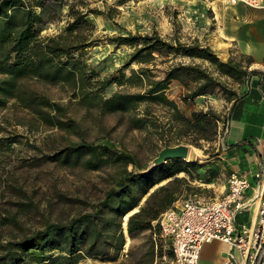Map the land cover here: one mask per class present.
Segmentation results:
<instances>
[{
    "label": "trees",
    "instance_id": "1",
    "mask_svg": "<svg viewBox=\"0 0 264 264\" xmlns=\"http://www.w3.org/2000/svg\"><path fill=\"white\" fill-rule=\"evenodd\" d=\"M102 3L99 9L92 7V0H0V109L12 101L35 123L76 133L77 124L66 118L65 107L27 89L22 81L71 84L79 104L95 108L101 116H127L130 131L154 137L161 148L214 142L218 124L224 129L228 116L211 109L185 115L166 92L176 83L183 90V104L220 94L232 106L242 93L229 88L225 80L240 89L247 85L257 73L249 70L252 59L240 55L242 60L222 61L209 46L197 41L165 39L155 31L126 32L106 37L114 50H130L119 75L99 78L86 59L88 50L100 41L93 36L96 28L91 19L102 17L111 22L119 14ZM61 20L64 24L58 34L41 35L47 26ZM133 65L138 68L132 69ZM127 69L128 75L124 72ZM111 85L139 91L105 96ZM157 109H161L159 114ZM7 142L5 148L10 149L15 140ZM50 159L63 167L92 172L113 169V183L90 212L65 222H47L39 230L6 242L0 247V264H79L84 259L115 263L122 254L125 236L131 242L141 239L134 264H171L172 250L160 237L158 219L188 193L186 177L193 179L203 165L170 160L146 172L148 163L141 166L135 154L84 140L68 144ZM180 174L185 177H177ZM210 174L215 177L217 170Z\"/></svg>",
    "mask_w": 264,
    "mask_h": 264
},
{
    "label": "rangeland",
    "instance_id": "2",
    "mask_svg": "<svg viewBox=\"0 0 264 264\" xmlns=\"http://www.w3.org/2000/svg\"><path fill=\"white\" fill-rule=\"evenodd\" d=\"M102 1L108 7L116 9L119 14L111 22L103 20L102 17L91 19L96 28L93 36L100 41L96 47L88 50L86 59L99 78L119 75V69L130 51L126 47L114 50L106 37L126 32L147 34L155 31L162 38L176 37L183 43L197 41L209 47L216 44V26L212 20L213 10L218 16L213 3L215 0H92V7L102 9ZM63 24L64 21L61 20L49 25L41 35H56ZM231 58L235 61L242 60L240 55ZM131 68L138 67L133 65ZM124 72L128 75L129 69ZM225 82L229 88L241 92L237 84L230 80ZM22 84L65 107L66 118L75 121L77 132L39 125L28 112L21 110L12 101L0 109V139L3 145L0 147V247L8 241L18 240L25 234L41 229L47 222H65L78 214L90 212L112 185L113 169L92 172L83 167H63L50 159L68 144L84 140L113 146L135 154L141 166H145L157 155V150L161 149L154 137L148 138L130 131L127 128V116H101L95 108L88 109L87 106L79 104L78 99L73 98L76 90L71 84L49 85L33 79L23 80ZM138 91L136 88L111 85L104 95ZM182 92L179 85L172 83L166 95L177 103L185 115L201 110L200 106L221 116L228 111L230 104L220 94L216 97H200L186 105L180 101ZM160 112L161 109L156 110L157 114ZM222 132V124H218V134L214 142H203L200 147L187 144L190 146V155L186 162H196L204 167L198 174H193V179L186 177L190 190L175 205L194 198L215 199L208 195L205 184L210 182L211 171L220 168V164L214 163L218 161L222 148ZM8 140H15V143L10 144V149L5 148ZM208 165L213 167L207 168ZM177 177L185 175L180 174ZM237 221L242 222L240 215ZM140 243L141 239L131 242L125 236V245L117 262L84 259L79 264H134V259L140 252ZM131 247L132 255L129 254ZM220 254L221 249L215 244H206L203 248L205 259H216Z\"/></svg>",
    "mask_w": 264,
    "mask_h": 264
},
{
    "label": "crops",
    "instance_id": "3",
    "mask_svg": "<svg viewBox=\"0 0 264 264\" xmlns=\"http://www.w3.org/2000/svg\"><path fill=\"white\" fill-rule=\"evenodd\" d=\"M213 3L218 16L213 10L216 44L210 48L222 61L235 55L250 57L253 63L249 70L257 73L241 88V97L227 109L228 120L222 132V148L218 161L214 163L220 164V168L216 176L205 184V188L208 195L219 199L225 193L227 179L231 174L244 175L251 185L245 194L250 206L240 214L242 222L239 223L249 224L255 220V188L260 182L255 176L260 174L264 178V0H259L256 8L239 2L229 4L224 0H215ZM199 109L205 111L207 108L200 106ZM235 145L238 146L226 151ZM208 244L217 245L221 254L216 259H205V244L200 264H224L228 247L216 241Z\"/></svg>",
    "mask_w": 264,
    "mask_h": 264
},
{
    "label": "built area",
    "instance_id": "4",
    "mask_svg": "<svg viewBox=\"0 0 264 264\" xmlns=\"http://www.w3.org/2000/svg\"><path fill=\"white\" fill-rule=\"evenodd\" d=\"M225 1L259 6V0ZM255 178L260 182L255 188V220L249 224L237 219L250 206L245 194L251 185L235 173L228 177L221 198L188 199L160 215V237L171 247V264H200L203 246L213 241L228 247L224 264H264V178L260 174Z\"/></svg>",
    "mask_w": 264,
    "mask_h": 264
},
{
    "label": "water",
    "instance_id": "5",
    "mask_svg": "<svg viewBox=\"0 0 264 264\" xmlns=\"http://www.w3.org/2000/svg\"><path fill=\"white\" fill-rule=\"evenodd\" d=\"M189 151H190V146L185 144H179L176 146L164 145L158 151L157 155L148 162L146 167V172L154 168L160 167L170 160L187 161Z\"/></svg>",
    "mask_w": 264,
    "mask_h": 264
},
{
    "label": "bare ground",
    "instance_id": "6",
    "mask_svg": "<svg viewBox=\"0 0 264 264\" xmlns=\"http://www.w3.org/2000/svg\"><path fill=\"white\" fill-rule=\"evenodd\" d=\"M190 155V154H189ZM189 155H188V158H189Z\"/></svg>",
    "mask_w": 264,
    "mask_h": 264
}]
</instances>
